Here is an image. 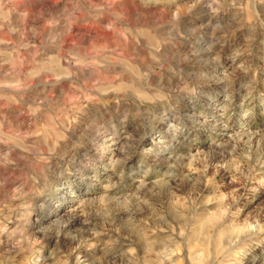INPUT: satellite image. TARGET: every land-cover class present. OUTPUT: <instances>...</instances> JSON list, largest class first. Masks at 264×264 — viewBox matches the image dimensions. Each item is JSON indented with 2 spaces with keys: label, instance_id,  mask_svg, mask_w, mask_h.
<instances>
[{
  "label": "clouds",
  "instance_id": "clouds-1",
  "mask_svg": "<svg viewBox=\"0 0 264 264\" xmlns=\"http://www.w3.org/2000/svg\"><path fill=\"white\" fill-rule=\"evenodd\" d=\"M0 264H264V0H0Z\"/></svg>",
  "mask_w": 264,
  "mask_h": 264
}]
</instances>
